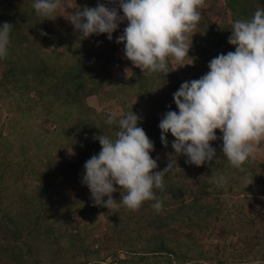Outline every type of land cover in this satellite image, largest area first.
I'll list each match as a JSON object with an SVG mask.
<instances>
[{"label": "rangeland", "instance_id": "rangeland-1", "mask_svg": "<svg viewBox=\"0 0 264 264\" xmlns=\"http://www.w3.org/2000/svg\"><path fill=\"white\" fill-rule=\"evenodd\" d=\"M262 1L205 0L189 34L193 63L170 58L166 75L142 72L125 58L116 39L126 20L111 40L107 34L85 38L63 9L42 16L34 0H0V25H13L7 56L0 58V264H168L166 254L139 261L159 243L154 235L181 249L185 257L169 256L172 264H264V146L237 169L222 154L217 130L213 161L197 167L175 154L171 133L162 145L159 129L168 111L178 112L173 95L181 84L205 75L213 58L235 51L228 43L233 22L251 19ZM98 3L123 16L118 0H61L69 14ZM131 111L154 144L155 171L174 162L162 192L154 189L159 212L156 201L136 211L122 203L111 210L95 206L82 183L86 161L101 151L100 136L114 138L117 125L108 117ZM220 176L228 181L223 194ZM115 187L119 202L125 193ZM195 196L218 204V213L194 217L190 225L185 217L197 211L189 207ZM159 218L170 226L153 234Z\"/></svg>", "mask_w": 264, "mask_h": 264}, {"label": "clouds", "instance_id": "clouds-1", "mask_svg": "<svg viewBox=\"0 0 264 264\" xmlns=\"http://www.w3.org/2000/svg\"><path fill=\"white\" fill-rule=\"evenodd\" d=\"M204 4L205 0H118L122 17L117 7L99 3L70 14L61 0H34L33 8L42 16L63 9L67 20L85 38L107 34L111 40L112 33L126 20L127 27L116 39L117 44H124L125 58L142 72L167 75L170 58L181 64L187 58L191 62L186 65L193 63L188 55L193 36L189 34L201 20L199 9ZM12 30L13 25L7 22L0 25V58L7 56ZM228 43L235 47L234 52L213 58L205 75L182 83L174 93L178 112L168 111L161 119L160 139L166 147L165 134L171 133L175 154L200 167L213 161L216 150L211 142L219 130L222 154L233 167L243 170L242 166L264 146V8H258L251 19L235 20ZM106 122L117 125L114 138L101 135L100 153L84 165L82 183L94 205L111 210L122 203L136 211L144 202L156 201L152 207L161 211L163 205L154 189L163 188L174 162L170 160L162 171H155L157 161L150 155L154 144L137 126L139 118L132 111L118 120L109 116ZM227 182L224 176L216 179L218 186ZM115 186L125 193L119 202L113 199Z\"/></svg>", "mask_w": 264, "mask_h": 264}, {"label": "trees", "instance_id": "trees-1", "mask_svg": "<svg viewBox=\"0 0 264 264\" xmlns=\"http://www.w3.org/2000/svg\"><path fill=\"white\" fill-rule=\"evenodd\" d=\"M262 2H264V1H262ZM218 188H219L218 191L223 194V192H224L223 187L218 186ZM161 190L162 189H159V192L160 193L162 192ZM193 200H194V202L191 203L189 205V207L190 208H193V209H196L197 211L193 212L192 216L186 215L187 217H185L186 222L189 223L190 225H191V223H195L196 222V220L194 219V217H200V215H203V217H207L212 212L213 213H218V211H215V207L218 206V204H215L213 207L210 205V203H204L203 204V203H201V202L198 201V197L197 196H195L193 198ZM196 206H198V208ZM177 212H180V211L177 210ZM174 216H176V213L174 214ZM181 219H183V218H180L179 221L180 222H183V221H181ZM193 221H195V222H193ZM154 222H155L156 225L153 226L151 228V230H150V232L153 231V234L158 233L159 230L160 229H163L164 227H169L170 226V223L168 221L163 222V219H161V218H159L157 220H154ZM154 236L155 237H154L153 240H159V243L154 248H150L149 247V249H146L147 250L146 252H142V256H139L140 257L139 258V261L142 262V261L148 260L149 258H146V256H147L146 254H151L153 256L154 255H157V254H160V255L166 254V255H168V264H172V261H171V259H169V256H171L172 258H176V259H180L182 257H185V256H182L180 254L181 253L180 252L181 249L179 247H178V251H177L176 250V247L174 245H171V241L170 240L165 241L164 239L157 238L156 235H154ZM191 237H193V235H191ZM136 254L137 253L135 251H133V254L132 255L135 256ZM186 260L188 261V259H186ZM188 264H199V263H197L195 260H193V261L192 260H189L188 261Z\"/></svg>", "mask_w": 264, "mask_h": 264}]
</instances>
